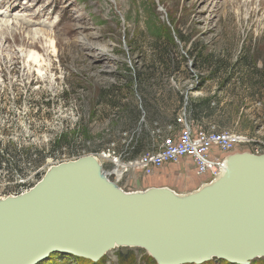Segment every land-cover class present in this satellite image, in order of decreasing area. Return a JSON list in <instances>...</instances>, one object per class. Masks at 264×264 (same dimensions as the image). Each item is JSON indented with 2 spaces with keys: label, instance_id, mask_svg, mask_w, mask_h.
I'll return each mask as SVG.
<instances>
[{
  "label": "rangeland",
  "instance_id": "1",
  "mask_svg": "<svg viewBox=\"0 0 264 264\" xmlns=\"http://www.w3.org/2000/svg\"><path fill=\"white\" fill-rule=\"evenodd\" d=\"M21 5L43 8L39 15L30 10L39 19H31L24 11L23 20L35 23L24 27L27 32L39 29L53 34L57 52L46 42L42 43L46 48L38 45L36 52L47 61L44 72L38 74L28 68L27 52H22L20 43L0 39V142L11 149L36 151L39 158L51 151L54 155L34 170L28 162L22 165L24 175L0 170V200L31 190L52 167L78 157L99 159L101 152L114 148L123 154V162L133 160L126 153L132 132L123 131L104 103L94 105L100 88L116 85L125 89L130 78L149 65L150 28L154 26L172 33L179 54L166 72L170 75L151 88L160 118L177 119L192 102L210 103L204 129L249 139L232 152H221L222 158L244 152L264 154V0H22ZM9 19L20 25L27 22ZM180 34L183 42L178 39ZM133 89L136 96V86ZM164 121L153 124L152 144L160 141L158 135L169 132ZM141 123H147L145 114ZM73 138L88 139L79 147L80 156L72 155L68 147H54L60 139L67 143ZM62 152L66 154L57 157ZM106 169L104 165L102 170ZM153 175L131 170L119 187L126 192L147 190L154 185ZM199 177L206 184L215 182ZM169 188L186 193L178 183ZM43 264L91 263L54 256ZM97 264L158 262L145 249L116 247ZM207 264L229 263L213 259ZM252 264H264V259Z\"/></svg>",
  "mask_w": 264,
  "mask_h": 264
},
{
  "label": "water",
  "instance_id": "2",
  "mask_svg": "<svg viewBox=\"0 0 264 264\" xmlns=\"http://www.w3.org/2000/svg\"><path fill=\"white\" fill-rule=\"evenodd\" d=\"M234 156L225 178L182 195L126 192L94 156L54 166L28 192L0 200V264H97L116 247L145 249L158 264L264 259V154Z\"/></svg>",
  "mask_w": 264,
  "mask_h": 264
},
{
  "label": "trees",
  "instance_id": "3",
  "mask_svg": "<svg viewBox=\"0 0 264 264\" xmlns=\"http://www.w3.org/2000/svg\"><path fill=\"white\" fill-rule=\"evenodd\" d=\"M142 2L144 0H141ZM151 38L153 41L151 61L148 66L143 68L142 72L135 77H131L129 83L125 85V89L116 86L109 85L106 88H100L99 99L94 106H99L102 103L109 108L112 114L118 119V123L122 124L124 132H132V139L129 146L126 148L128 159H136L139 156L146 154L150 150L153 140V133L156 128L153 126L155 123H160L164 119L160 118L158 109V99L156 95L151 91L155 84L170 75L169 72L173 66V60L178 57V44L175 37L171 32H168L165 28L154 26L150 28ZM178 39L183 42L181 34ZM150 72V74H149ZM158 73V74H157ZM136 86V96L134 94L133 87ZM257 86L256 84L254 85ZM105 97V99H103ZM183 96L179 97V103H183ZM189 112L191 113L194 122L203 127L204 119L208 117L210 111V103L206 105L204 102H192L189 104ZM145 114L147 123L142 124L141 120ZM175 114V113H174ZM145 118V117H144ZM173 118V119H172ZM176 121V117L166 118L164 122L170 125ZM158 125V124H157ZM64 140V139H63ZM63 140H59L57 147L58 150L63 148H70L71 154L74 156H80L79 147L87 142V138L77 140L73 138L72 142L63 143ZM81 144H83L81 146ZM85 151V150H84ZM66 153L62 152L57 157H61ZM54 155L51 151L43 157H38L36 151L26 152V150H16V148H10L3 142H0V170L14 172L24 175L22 168L28 162L31 164L32 169H36L41 165L46 158ZM80 158V157H78ZM25 169V168H24ZM32 170V171H33Z\"/></svg>",
  "mask_w": 264,
  "mask_h": 264
},
{
  "label": "built area",
  "instance_id": "4",
  "mask_svg": "<svg viewBox=\"0 0 264 264\" xmlns=\"http://www.w3.org/2000/svg\"><path fill=\"white\" fill-rule=\"evenodd\" d=\"M167 129V134L157 136L160 141H153L155 144H152L149 152L128 163L122 161L123 154H118L114 148L101 152L97 159L103 161L102 167H107L104 172L108 178L120 186L131 170L150 176L165 166L189 161L194 165L197 175L210 177L213 182L224 171L230 157L227 155L222 158L220 153L232 152L237 146L249 142L243 134L204 129L194 122L186 107Z\"/></svg>",
  "mask_w": 264,
  "mask_h": 264
},
{
  "label": "bare ground",
  "instance_id": "5",
  "mask_svg": "<svg viewBox=\"0 0 264 264\" xmlns=\"http://www.w3.org/2000/svg\"><path fill=\"white\" fill-rule=\"evenodd\" d=\"M21 19H23V18L22 17L20 19L14 18V20L16 22L22 21ZM9 20H5V21L0 20V39L3 38V39H5L6 42L13 41L14 43H20V47L22 48V52H27L26 53L27 54V56H26L27 61L26 62L28 64V68H30V70L35 69V71H37L38 74H41L42 72H44V69H45L44 67H46L47 61L45 59H41L42 56L40 57L39 53L36 52L38 50V45L46 42L47 45L49 44V47L52 50V52L56 53L57 52L56 37L53 34H50L46 31L39 30V29H35V30L32 29V30H29L27 32V30H26L27 28H25L24 26H28V25L33 26V25H35V23H33V22H22L20 25L18 23H12V22L10 23ZM38 24H40L42 26H46V24L44 22H42V23L40 22ZM25 35H27V36H25ZM42 45L44 48L45 47L44 44H42ZM94 49H96V48H94ZM90 50H91V48H90ZM97 161L100 163V161L98 159H97ZM235 162H236L235 156L228 158V161L225 164L224 171L217 176V178L214 180L215 181L214 183L206 184V186L212 187L215 184H217L220 180L225 178V176L233 169Z\"/></svg>",
  "mask_w": 264,
  "mask_h": 264
},
{
  "label": "crops",
  "instance_id": "6",
  "mask_svg": "<svg viewBox=\"0 0 264 264\" xmlns=\"http://www.w3.org/2000/svg\"><path fill=\"white\" fill-rule=\"evenodd\" d=\"M169 166L171 167L168 168V166H165L154 172L153 180H151L154 184L152 187L169 188L178 183L179 185H184V188H181V190L186 192L184 194H187L203 186L205 179L197 176L195 167L191 162H185L184 166H181V164Z\"/></svg>",
  "mask_w": 264,
  "mask_h": 264
}]
</instances>
